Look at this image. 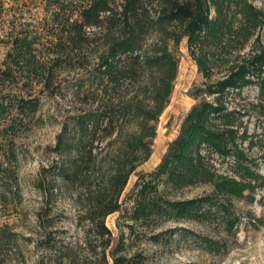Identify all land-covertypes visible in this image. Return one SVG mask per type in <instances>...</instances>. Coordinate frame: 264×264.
I'll list each match as a JSON object with an SVG mask.
<instances>
[{
	"label": "trees",
	"instance_id": "trees-1",
	"mask_svg": "<svg viewBox=\"0 0 264 264\" xmlns=\"http://www.w3.org/2000/svg\"><path fill=\"white\" fill-rule=\"evenodd\" d=\"M60 4L52 3L55 20ZM76 12V19L65 20L61 35L77 50L84 90L80 109L69 112L57 135L59 162L53 168L61 184L75 191L80 217L106 237L99 245L102 255L111 236L105 219L120 210L130 175L151 154L156 123L177 74L176 49L184 38L207 81L203 93L212 100L188 111L149 180L140 176L129 219L199 221L215 209L231 228L234 219L224 200L242 199L253 191V181L264 186L255 162L239 149L238 142L248 136L239 132L243 113L230 107L234 91L254 86L259 99L254 106L264 114V11L249 0H85ZM60 40L43 52L19 39L7 54L10 62L3 73L13 66L49 90L53 68L66 57ZM18 104L16 118L0 131L17 128L22 124L18 115L37 109L32 99L19 98ZM204 149L233 158V175L220 172ZM44 172L42 168L35 184L43 193ZM199 185L210 192L186 200L168 197L171 190ZM50 244L46 249H52Z\"/></svg>",
	"mask_w": 264,
	"mask_h": 264
},
{
	"label": "rangeland",
	"instance_id": "rangeland-1",
	"mask_svg": "<svg viewBox=\"0 0 264 264\" xmlns=\"http://www.w3.org/2000/svg\"><path fill=\"white\" fill-rule=\"evenodd\" d=\"M54 0H0V130L16 118L18 99L37 102L35 112L17 116L22 124L0 131V264H264V186L253 181V191L242 199L224 200L233 217L232 227L222 214L212 210L208 219L173 220L158 218L133 222L129 213L134 204L140 176L149 180L168 145L179 134L188 111L203 100L207 81L199 72L182 39L176 49L177 74L168 103L156 123L148 159L130 175L120 197L121 208L105 219L110 245L102 255L99 237L82 219L75 191L61 184L53 166L59 162L55 149L69 112L80 109L84 71L77 50L63 41L64 22L77 18L76 9L85 0H60V13L51 17ZM264 11V0H249ZM19 39L32 48L47 52L59 41L66 57L52 71V83L45 88L33 74L11 66L7 54ZM230 107L242 114L239 132L247 138L239 149L255 162L264 176V114L258 106V91L249 86L233 92ZM8 114V115H7ZM220 172L233 175V158H222L203 150ZM14 157V158H13ZM45 192L35 187L41 169ZM248 181V180H246ZM159 189L163 190L162 186ZM210 192L205 185L171 190L170 199L201 198ZM230 203V204H229ZM49 241L52 249H46ZM95 250V251H94ZM117 261V262H116Z\"/></svg>",
	"mask_w": 264,
	"mask_h": 264
}]
</instances>
